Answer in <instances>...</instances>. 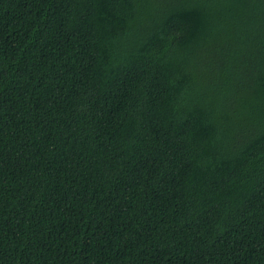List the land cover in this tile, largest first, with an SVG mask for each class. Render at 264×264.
<instances>
[{
  "label": "trees",
  "instance_id": "16d2710c",
  "mask_svg": "<svg viewBox=\"0 0 264 264\" xmlns=\"http://www.w3.org/2000/svg\"><path fill=\"white\" fill-rule=\"evenodd\" d=\"M0 264H264V0H0Z\"/></svg>",
  "mask_w": 264,
  "mask_h": 264
},
{
  "label": "bare ground",
  "instance_id": "6f19581e",
  "mask_svg": "<svg viewBox=\"0 0 264 264\" xmlns=\"http://www.w3.org/2000/svg\"><path fill=\"white\" fill-rule=\"evenodd\" d=\"M208 5V4H207Z\"/></svg>",
  "mask_w": 264,
  "mask_h": 264
}]
</instances>
